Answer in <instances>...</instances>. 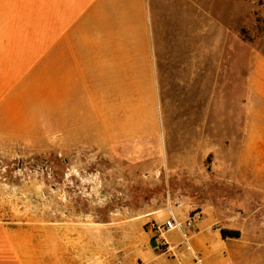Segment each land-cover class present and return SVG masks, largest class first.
Returning <instances> with one entry per match:
<instances>
[{"label": "crops", "instance_id": "1", "mask_svg": "<svg viewBox=\"0 0 264 264\" xmlns=\"http://www.w3.org/2000/svg\"><path fill=\"white\" fill-rule=\"evenodd\" d=\"M239 1L0 0V141H127L154 130L168 70L193 93L210 94L208 86H215L212 96L241 112L239 150L227 156L239 163L219 173L251 191L261 213L245 216L252 227L230 225L209 201L189 240L202 264H264V51L249 54L241 45L233 77L231 41L214 39L241 13L233 9ZM201 33L212 39L200 44ZM186 52L191 60L180 57ZM197 207L186 201L173 212L186 219ZM26 234L0 219V264H52ZM173 234L180 238L169 240ZM165 237L171 245L182 238L177 230ZM176 258L194 261L188 251Z\"/></svg>", "mask_w": 264, "mask_h": 264}, {"label": "rangeland", "instance_id": "2", "mask_svg": "<svg viewBox=\"0 0 264 264\" xmlns=\"http://www.w3.org/2000/svg\"><path fill=\"white\" fill-rule=\"evenodd\" d=\"M233 9L241 13L214 39L231 41L234 77L241 45L249 54L264 51V0ZM208 38L201 33L200 44ZM172 75L168 70L158 95L154 133L104 144L0 141V219L23 227L52 264H177L176 257H155L160 251L149 245V222L166 216L170 200L175 209L214 201L224 222L252 227L245 216L261 213L252 192L219 173L239 163L227 158L239 150L238 106L213 97L215 86L193 93Z\"/></svg>", "mask_w": 264, "mask_h": 264}, {"label": "built area", "instance_id": "3", "mask_svg": "<svg viewBox=\"0 0 264 264\" xmlns=\"http://www.w3.org/2000/svg\"><path fill=\"white\" fill-rule=\"evenodd\" d=\"M204 217L205 212L197 207L193 209L186 219H181L173 212V202L170 200L169 216L163 220L152 219L149 222L157 238L156 248L162 253L172 257H180L184 251L191 252L193 254V264H202L201 255L194 251L189 238L190 232L195 224L200 222ZM173 230L179 231L182 236L181 240L175 245H171L165 237V233Z\"/></svg>", "mask_w": 264, "mask_h": 264}, {"label": "trees", "instance_id": "4", "mask_svg": "<svg viewBox=\"0 0 264 264\" xmlns=\"http://www.w3.org/2000/svg\"><path fill=\"white\" fill-rule=\"evenodd\" d=\"M223 233L225 235H239L240 232L238 230L223 229Z\"/></svg>", "mask_w": 264, "mask_h": 264}]
</instances>
